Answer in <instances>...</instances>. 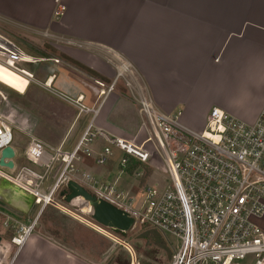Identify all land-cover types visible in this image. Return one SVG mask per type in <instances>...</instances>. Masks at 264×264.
I'll list each match as a JSON object with an SVG mask.
<instances>
[{
    "label": "crops",
    "instance_id": "obj_1",
    "mask_svg": "<svg viewBox=\"0 0 264 264\" xmlns=\"http://www.w3.org/2000/svg\"><path fill=\"white\" fill-rule=\"evenodd\" d=\"M59 3L63 12L57 16ZM59 3L0 0L3 27L8 25L13 31H24L32 37L43 33L62 57L60 64L54 62L56 57L45 56L48 59L43 63L49 66V73L43 80L35 77L27 89L36 88L39 93L35 96L45 99L41 131L36 129L40 122L33 129L27 123L16 126L30 140L37 138L52 149L71 152L93 118L97 126L115 135L127 136L123 133L139 131L138 105L128 97L122 84L102 104L98 103L94 79L109 82L115 72L107 59L109 53L128 59L159 108L168 113L180 112L185 124L194 123L187 117V111L195 100L192 103L188 97L200 98L204 90L210 91L212 84H216L217 96L203 104L200 114L205 118L212 107L218 106L253 122L263 109L264 0H59ZM71 64H76L78 70ZM14 85L20 91L26 88L20 78ZM81 95L82 104L96 109V113L81 111L76 103ZM27 125L29 130L24 128ZM104 144L103 139H96L89 145L93 150L91 156L73 160L71 176L79 177L86 172L118 187L120 174L126 171L120 172L114 181L113 177L108 179L111 172L115 173L112 164L117 161L112 158L115 155L104 165L95 161ZM13 148L16 157L18 150ZM63 165L61 159L53 163L47 174L52 180L48 186ZM152 176V184L160 178L156 172ZM122 188L133 192L132 185ZM1 189L4 198L0 199V206L23 223L32 221L37 211L33 200L31 203L32 197L12 185L7 189L21 197L6 196ZM51 203L93 229L114 237L80 214L54 201ZM44 212L12 264H104L112 246L107 237L76 220L81 231L78 235L67 231L52 234L48 228L45 230ZM5 232L0 228L4 240ZM129 250L135 257V250L132 247Z\"/></svg>",
    "mask_w": 264,
    "mask_h": 264
},
{
    "label": "built area",
    "instance_id": "obj_2",
    "mask_svg": "<svg viewBox=\"0 0 264 264\" xmlns=\"http://www.w3.org/2000/svg\"><path fill=\"white\" fill-rule=\"evenodd\" d=\"M62 12L59 3L56 15ZM107 59L115 72L109 82L94 79L98 103L102 104L122 84L138 105L139 131L132 137L115 135L97 126L93 118L71 152L57 148L49 153L40 140H30L25 156L35 166L45 168L43 171L22 166L12 174L4 168L14 171L15 156L5 158L6 163L13 161L14 166L0 164V181L30 195L40 208L32 221L23 223L0 206V228L12 232L10 243L0 233V264H12L35 230L40 214L52 206L51 200L71 206L60 196L69 180L127 212L134 219L133 228L149 227L173 235L177 246L170 264H241L248 257L253 258L252 264H264V225L257 222L264 219V107L255 121L248 122L214 106L204 127L194 129L182 122L180 112L168 113L159 108L128 59L113 53ZM45 60L28 54L0 30L1 65L25 75L31 83L34 73L20 64L35 65ZM83 99L81 95L76 101L81 111L96 113V109L82 104ZM14 129L16 125L10 117L0 111V161L3 150L13 147ZM96 139L105 142L95 159L97 165L106 164L115 150L124 154L121 172L132 161L149 165L157 155L165 174L153 184H139L137 194L120 190L115 183L86 172L71 176V162L83 155L91 156L93 150L89 145ZM59 159L64 165L44 191L48 171ZM135 175L142 177L143 172L137 171ZM9 250L14 251L7 261Z\"/></svg>",
    "mask_w": 264,
    "mask_h": 264
},
{
    "label": "rangeland",
    "instance_id": "obj_3",
    "mask_svg": "<svg viewBox=\"0 0 264 264\" xmlns=\"http://www.w3.org/2000/svg\"><path fill=\"white\" fill-rule=\"evenodd\" d=\"M0 30L9 35L25 52L28 54L34 55L36 57H42L46 58L45 56H54L57 60H62L59 50H57L51 43L50 40L45 39V36L43 33L38 34L37 36L32 37L30 34L25 33L24 31H13L9 26L3 27L2 24H0ZM18 31V32H17ZM53 57V58H54ZM68 57V56H67ZM50 58V59H53ZM66 58V57H65ZM48 59V58H46ZM68 59V58H66ZM70 61V60H68ZM55 63L56 62L54 59ZM72 63H75L74 61H71ZM61 64V63H60ZM74 68L77 67L76 64H71ZM21 67L32 71L36 78L43 80L45 78V75L49 73L48 65L45 66V63L40 62L39 64L33 65V64H27L22 63L20 64ZM75 71V69H73ZM78 70V67H77ZM216 84H212V87L210 88V91L207 92V90H204L202 96L200 98H194V95L191 97H188L189 100L193 103V100H195V103L192 104V109L189 106V109L187 111V117L190 118L194 123H188L187 125L194 129H202L205 125L206 118L201 116L200 112L202 110V107L205 106L203 104L207 103L208 99L215 98L217 96V87L214 88ZM0 90L3 92L4 97L0 96V111L5 113L10 117V119L13 121V123L16 126L22 127V124H29L32 129L36 128L37 122H40V127H37L36 129L38 131L42 130V127H44V123H41L43 112L45 111V99L42 96L36 97L35 93H39L36 91V88H30L27 90L24 94L18 93L15 90L10 89L7 86H4L0 84ZM117 91V90H116ZM125 91L128 94V90ZM42 97V98H41ZM220 98V97H219ZM131 100H134L130 97ZM218 99V98H217ZM216 100V99H215ZM10 101V102H9ZM155 101V100H154ZM108 105V104H107ZM106 105V106H107ZM183 105V104H182ZM109 107V106H108ZM107 108H104V111ZM185 110V108H184ZM180 111V110H179ZM174 113V112H173ZM139 119V118H138ZM42 120V121H41ZM140 121V120H139ZM183 122V120H182ZM29 125L24 126L25 130H29ZM44 134V132H42ZM129 137L134 136L136 133H123ZM129 134V135H128ZM14 137L15 140L13 142V146L18 150V155L15 157V163L16 167L14 171H10L9 169L4 168L7 172H10L12 174H15L20 167L22 166H28L30 168L43 171L45 168H39L32 164L31 162L27 161L25 158V150L30 142V139L22 132L17 131L14 129ZM44 144V143H43ZM45 149L49 153H54L55 149H52L51 147H48L44 144ZM114 157L117 161H113L112 164L114 166L115 173L111 172V177H113V181L116 177H119V173L121 172L120 168V160L123 157V153H121L118 150L114 151ZM150 165V166H149ZM149 165H144L138 163V166H136L132 171L126 170L125 173L120 174V181L118 180V188L121 190L122 187H128L129 185L133 186V193L136 194L140 191L138 188V185H143L147 182H150L152 180V175H154V170L156 172L157 177L162 178L163 174H165V168L164 164L161 161L160 157L157 155L152 159L149 163ZM54 168V167H53ZM137 171H142L143 176L138 177L135 175ZM118 175V176H117ZM51 177L46 179V182L44 184V191H47L48 183H51ZM3 187V186H1ZM3 193H11L15 197H21L20 194H15L12 191H9L7 187H3L1 189ZM125 190V189H123ZM138 190V191H136ZM9 191V192H8ZM131 194V193H130ZM56 202L59 205H62L78 214L86 218L88 221L92 222L93 224H96L103 228L108 233L114 235V237L106 236L104 233H101L92 227L88 226L87 224L75 219L74 217L70 216L69 214L63 212L61 209H59L57 206H54L52 203V206H47L45 208L44 215L42 217V221L45 220V230L50 231L52 234H60L63 231H67L71 234H79L81 231L79 227L75 224L76 221L79 223L89 227L90 229L94 230L95 232L107 237V241L111 243L110 252L106 260H104V264H170V261L172 259V255L174 254V251L176 250L177 241L174 238L173 235L161 233L158 230L151 229L149 227H136L130 229L127 233H116L109 227H105L103 225L98 224L95 222L92 218V207L88 205L85 209L86 212L83 213L82 209L83 207L79 206L78 204L75 205L76 207H72L59 203L55 200H51ZM40 206H36L37 211L34 213L36 216L38 213ZM83 213V214H82ZM258 224L264 225V219L263 220H257ZM37 228V225H36ZM77 234V235H78ZM82 234L84 235L85 233ZM12 235L11 232L6 231L5 232V240H7V243H10V236ZM96 242V240H95ZM97 244L100 246V242L97 241ZM129 247H132L135 250L136 256L133 257L131 254ZM14 250H9L8 257L6 260L8 261L13 254ZM253 258L248 257L245 261H242L241 264H252Z\"/></svg>",
    "mask_w": 264,
    "mask_h": 264
},
{
    "label": "water",
    "instance_id": "obj_4",
    "mask_svg": "<svg viewBox=\"0 0 264 264\" xmlns=\"http://www.w3.org/2000/svg\"><path fill=\"white\" fill-rule=\"evenodd\" d=\"M15 151L13 147L9 146L3 150L2 158L0 161L1 165L13 167V161L5 162V158H13ZM15 193V191H14ZM6 196H13V194L5 193ZM23 195V194H22ZM60 196L64 198L66 203H72L76 198L83 197L87 202L92 204V218L100 225L111 228L116 233H127L133 228L134 219L129 214L117 206L99 199L96 195L89 192L84 186L79 184L75 180H69L67 185L63 187L60 192ZM26 197V196H24ZM31 199V198H30ZM33 198L31 199V203ZM27 213V210H24ZM2 237L0 236V242Z\"/></svg>",
    "mask_w": 264,
    "mask_h": 264
},
{
    "label": "bare ground",
    "instance_id": "obj_5",
    "mask_svg": "<svg viewBox=\"0 0 264 264\" xmlns=\"http://www.w3.org/2000/svg\"><path fill=\"white\" fill-rule=\"evenodd\" d=\"M22 79V80H24L25 81V83H26V88L24 89V91H20L14 84H15V80L16 79ZM29 83H30V81H29V78L28 77H26L25 75H23V74H20V73H18V72H16V71H13L12 69H9L8 67H6V66H4V65H1L0 64V84H2V85H4V86H7V87H9L10 89H12V90H15V91H17L18 93H21V94H24L26 91H27V89H28V87H29ZM3 92L0 90V94H2ZM10 102V101H9ZM15 194H19L18 192L16 193H14V195ZM79 205V206H81V207H83V209H82V212L83 213H85L86 212V208H87V206L89 205L90 206V208L92 207V204L90 203V202H87L83 197H78V198H76L73 202H72V204H71V206L72 207H76L75 205ZM65 205V204H64ZM67 206V205H66ZM69 207V206H68ZM69 208H71V207H69ZM74 210H78V208L76 207V209H74ZM92 211H93V209H92ZM96 222V221H95ZM99 224V223H98ZM4 249H6V248H4Z\"/></svg>",
    "mask_w": 264,
    "mask_h": 264
},
{
    "label": "trees",
    "instance_id": "obj_6",
    "mask_svg": "<svg viewBox=\"0 0 264 264\" xmlns=\"http://www.w3.org/2000/svg\"><path fill=\"white\" fill-rule=\"evenodd\" d=\"M136 166H138V162L137 161H132L127 169L129 171H132Z\"/></svg>",
    "mask_w": 264,
    "mask_h": 264
},
{
    "label": "flooded vegetation",
    "instance_id": "obj_7",
    "mask_svg": "<svg viewBox=\"0 0 264 264\" xmlns=\"http://www.w3.org/2000/svg\"><path fill=\"white\" fill-rule=\"evenodd\" d=\"M2 183V185H4L3 187H7L8 186V184L7 183H5V182H1ZM1 184H0V188H1V186H2ZM4 197H3V195L1 194V192H0V199H3Z\"/></svg>",
    "mask_w": 264,
    "mask_h": 264
}]
</instances>
